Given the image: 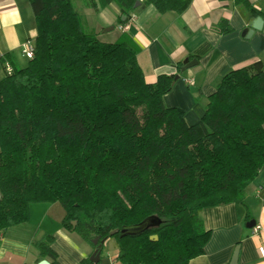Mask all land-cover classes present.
<instances>
[{"label": "trees", "instance_id": "16d2710c", "mask_svg": "<svg viewBox=\"0 0 264 264\" xmlns=\"http://www.w3.org/2000/svg\"><path fill=\"white\" fill-rule=\"evenodd\" d=\"M138 1L99 0L118 6L121 25L146 4L179 14L191 2ZM220 1L247 19L263 15L248 0ZM29 3L33 56L0 78V231L26 222L31 203L57 202L64 229L93 249L113 239L122 264H189L210 236L202 208L235 203L250 219L244 189L264 165L261 59L226 72L201 118L187 124L163 101L176 74L146 82L128 32L102 42L70 0ZM214 28L232 31L226 18ZM147 217L158 224L120 235ZM52 240L44 233L32 244L60 264Z\"/></svg>", "mask_w": 264, "mask_h": 264}, {"label": "crops", "instance_id": "0c3cea01", "mask_svg": "<svg viewBox=\"0 0 264 264\" xmlns=\"http://www.w3.org/2000/svg\"><path fill=\"white\" fill-rule=\"evenodd\" d=\"M86 27L102 42H114L120 34L128 32L138 46L136 59L144 79L153 83L159 74H176L172 88L164 94L168 107L184 111L187 124L196 123L204 113L207 97L221 77L233 68L255 59L264 63V0H248L263 15L262 27L249 36L244 29L252 21L244 18L231 1L191 0L181 13H158L152 4H146L134 13L126 29L120 28L119 8L111 2L101 5L99 0H70ZM142 0H139L141 2ZM77 8V9H76ZM226 18L232 31L220 34L214 28ZM34 15L29 0H0V78L4 64L22 67V43L34 40ZM197 63L184 70V59ZM244 204L254 221L247 227L244 212L235 203L204 207L200 218L210 236L204 252L190 259L189 264H230L233 250L238 245L237 264H264V165L244 189ZM64 210L57 202H35L29 205L26 222L0 231V264H38L45 259L38 254L32 241L42 234L52 236V249L60 264H81L89 258L93 248L75 232L61 225ZM256 228V229H254ZM111 247V248H109ZM109 248V249H108ZM117 247L113 239L106 238L94 264H122L116 259Z\"/></svg>", "mask_w": 264, "mask_h": 264}, {"label": "water", "instance_id": "95a60500", "mask_svg": "<svg viewBox=\"0 0 264 264\" xmlns=\"http://www.w3.org/2000/svg\"><path fill=\"white\" fill-rule=\"evenodd\" d=\"M138 3V2H137ZM262 27V19L261 17L257 16L251 23V27L250 28H245L244 29V35L249 36L255 29L259 30ZM182 66L180 67V71H184L192 66H194L197 63L196 59H191L188 60L187 58L183 60L182 62ZM178 76L176 75V78ZM175 78V79H176ZM159 220L154 218V217H147L144 220H142L140 223L134 225V226H130V227H125L122 228L120 230V235L123 234H134L137 233L141 230H143L144 228H147L148 226H152L155 224H158ZM72 225H75L76 221H71ZM254 225V221L250 220L246 223L247 227H252ZM116 230H113L110 232V234L115 233ZM150 238L152 239H156V235H151ZM92 242L95 244L97 243V238H93ZM103 240L100 241V243L97 244V247L93 250V252L91 253V255L89 256V259L92 262H96V260L98 259L99 256V247L102 245ZM237 257H238V245L235 246L231 259H230V264H237ZM38 264H48V261L46 259H42L41 261L38 262Z\"/></svg>", "mask_w": 264, "mask_h": 264}, {"label": "built area", "instance_id": "2783aa9c", "mask_svg": "<svg viewBox=\"0 0 264 264\" xmlns=\"http://www.w3.org/2000/svg\"><path fill=\"white\" fill-rule=\"evenodd\" d=\"M134 18V14L131 15V19L124 25H120L121 29H126L130 23L132 22ZM33 48H34V44H33V40L32 39H26L21 46V52L23 54V56L26 59H30L33 56ZM0 58H2V55H0ZM12 71V66L9 63H5L4 64V72L9 74ZM256 229V228H254Z\"/></svg>", "mask_w": 264, "mask_h": 264}, {"label": "rangeland", "instance_id": "374dc122", "mask_svg": "<svg viewBox=\"0 0 264 264\" xmlns=\"http://www.w3.org/2000/svg\"><path fill=\"white\" fill-rule=\"evenodd\" d=\"M74 3H76V2H74ZM74 3H73V5H75ZM76 9H77V8H76ZM84 27H85V29H86L87 31L90 30V29H89L88 27H86L85 25H84ZM90 31H91V30H90ZM24 60H26V58H23V57H22V61H23L22 63H24ZM15 66H16V67H20L21 65H20L19 63H15ZM109 248H111V247H109ZM109 248H108V249H109Z\"/></svg>", "mask_w": 264, "mask_h": 264}]
</instances>
